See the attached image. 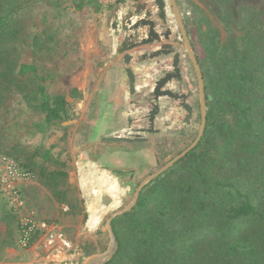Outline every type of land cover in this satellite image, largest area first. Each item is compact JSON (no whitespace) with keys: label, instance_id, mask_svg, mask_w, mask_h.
I'll return each instance as SVG.
<instances>
[{"label":"trees","instance_id":"trees-1","mask_svg":"<svg viewBox=\"0 0 264 264\" xmlns=\"http://www.w3.org/2000/svg\"><path fill=\"white\" fill-rule=\"evenodd\" d=\"M35 1L0 0V104L6 93L19 95L43 114L35 123L42 132L64 113L65 101L47 93V76L35 64L18 63L15 56L19 43L37 52L52 41L46 16L38 31L23 17ZM258 23L252 29L246 17L240 44L221 47L199 31L215 69L203 135L143 187L132 210L112 220L118 248L104 264H264V15ZM41 148L23 167H37ZM42 165L53 183L63 175ZM59 194L66 198L64 189Z\"/></svg>","mask_w":264,"mask_h":264},{"label":"rangeland","instance_id":"rangeland-1","mask_svg":"<svg viewBox=\"0 0 264 264\" xmlns=\"http://www.w3.org/2000/svg\"><path fill=\"white\" fill-rule=\"evenodd\" d=\"M72 1L76 0H38L26 9L28 13L23 9V17L29 21L32 31L41 28V16L47 17V30L58 31L78 26L83 30L92 28L95 23L91 11L87 10L85 16L81 12L78 21L76 12L66 9ZM123 1V5H126L132 0ZM180 4L213 96L214 63L198 41L199 31L214 36L219 47L234 41L240 44L237 38L242 34L244 19H251L255 24L252 29L257 28L259 19L264 15V0H180ZM60 55L58 47L49 52L44 48L34 52L32 47L21 43L15 52L18 63H35L40 74L53 75L44 83L47 93L62 95L65 101V111L53 125L40 132L35 123L42 121V113L29 108L18 94L6 93L8 97L1 99L0 175H7L12 165L18 171L31 173V179L14 183L22 201L21 208L10 207L0 192V262L2 258L8 259L4 255L10 254L7 264H16L17 261L31 264L29 259L38 256L20 249L15 240L18 237L19 218L29 212L38 220L62 230L71 243L67 257L61 255L58 260L50 259L48 264H69L71 260L83 264L87 257L104 252L109 243L106 230L108 217L129 204L139 183L186 148L199 130L197 120L193 131L185 134L184 113L175 109L176 102L163 97L160 99V114L154 124V128L159 130L157 134H142V137L147 138L146 142L103 141L102 138L110 134L129 137L136 132L135 129L147 127L146 114L150 105L141 98L138 101L140 109L130 114V118L136 119L135 124L125 131L121 129L116 132H111L113 127L110 126L102 133L104 131L99 126H92L94 118L91 114L96 107L93 86H89L86 94H82L83 78L69 76L70 69ZM73 67L71 71L74 72L76 67ZM144 89L149 94L151 86ZM1 90L5 89L2 87ZM68 120L78 121L67 123ZM216 143L220 146L221 140L217 139ZM39 145L42 148L36 156L37 167L35 165L34 170L30 171L23 167V163L27 162L25 158H30ZM47 150L48 158L43 160L42 153ZM40 164L45 170H55L63 175L53 183L45 177ZM63 189L66 198L61 200L59 192ZM37 247L39 252L43 250L42 246ZM13 258L17 260L15 263Z\"/></svg>","mask_w":264,"mask_h":264},{"label":"crops","instance_id":"crops-1","mask_svg":"<svg viewBox=\"0 0 264 264\" xmlns=\"http://www.w3.org/2000/svg\"><path fill=\"white\" fill-rule=\"evenodd\" d=\"M70 5L66 9L68 10L69 8L71 11H75L78 21L81 12L85 16L87 10L91 11L93 15L92 21L94 20L95 25L92 28L89 27L84 30L79 28V26L75 28L68 27L67 29L62 28L58 31L48 30L47 36L48 38L51 36L52 41L48 43L44 50L49 52L51 49L60 48V58L66 60V67L70 69L69 76L83 78L82 94H86L89 86H93V100L96 102V107L92 110L93 112L91 114L94 118L92 120V126L95 128L99 126L104 131L102 133H105V130L110 126L113 127L111 132H116L121 129L125 131L132 124L136 123V119L130 118V114L140 109L138 101L142 98L141 89L145 85V83L142 84V81L145 82V66L148 62H140L136 58L135 55L137 53L135 52L118 51L121 35L113 34L107 22L110 11L115 9L118 4L112 7H100L93 0H76L75 2L72 1ZM77 5H80V7L76 8ZM120 11L121 13L124 11L121 5ZM64 45L67 47L66 50L64 49ZM125 55H132L133 57L131 60H127L125 59ZM74 65L76 67L74 70L75 74L71 71ZM186 67L185 65L183 67L185 71H187ZM127 68H131L135 74V93L133 96L129 92ZM52 76V74H47V79H51ZM78 77L77 79H79ZM107 119H110L109 123ZM77 121L68 120L67 123H75ZM99 123L100 125H98ZM124 124L125 127H123ZM111 136L113 135L104 136L102 140L104 141ZM15 240L20 249L23 248L32 254L38 255L37 257L29 259L31 264H43L44 262V264H48L50 259L51 261L54 259L58 260L61 255L64 258L68 255L66 249L60 247L51 248L41 239L34 241L28 248H24L20 244L19 233ZM38 245L43 247V250L40 252L38 251ZM6 251H9V249ZM9 256L10 254L4 255V257L10 259ZM8 259L2 258L0 263L7 264L9 263L7 261ZM12 260H15L13 263L17 261L15 258ZM17 263L22 264L23 262L17 261Z\"/></svg>","mask_w":264,"mask_h":264},{"label":"flooded vegetation","instance_id":"flooded-vegetation-1","mask_svg":"<svg viewBox=\"0 0 264 264\" xmlns=\"http://www.w3.org/2000/svg\"><path fill=\"white\" fill-rule=\"evenodd\" d=\"M175 3L180 13L181 22L184 26L190 49L200 68L203 80L205 112L207 114L209 104L212 100L211 87L206 83L202 62L198 53L196 52L184 9L181 7L180 0H175ZM123 4H125V1L110 11L109 16L107 17V22L112 29L113 34L121 35L118 48L119 52H135L137 53L135 56L140 62H148L145 66L146 73L144 75V87L146 88V86L150 85L151 90H149V94H146L144 87H142L141 93L142 99L150 105V108L146 114L147 127L140 128L149 127L148 114L153 109L154 104L158 105L155 118L160 114V99L163 97H159L156 101L154 100L152 92L156 81L168 73L170 76V81L165 85V88L172 91L173 93L185 95L186 97L177 100L168 97L165 98L177 103L175 109L177 111L181 110L184 113V132L185 134L191 133L197 118L199 121V127L201 123L198 78L188 54L185 39L177 22L170 0H164V18L159 16V11L155 4V0H132L129 4ZM120 5L124 8L122 13L120 11ZM136 15L138 17H136ZM141 19H143L144 25H142L138 30L129 31L131 26L135 22H139ZM150 28L153 29L152 33H150ZM142 42L143 44H140ZM156 53H158V56L150 58L151 54ZM132 57V55H125V59L127 60H131ZM176 57L178 58V73H175L173 70V64ZM184 65L187 66V71L184 70ZM188 108L189 112L186 110ZM154 129L156 130L155 133L157 134L159 130L156 128ZM142 134L149 133L145 132Z\"/></svg>","mask_w":264,"mask_h":264},{"label":"water","instance_id":"water-1","mask_svg":"<svg viewBox=\"0 0 264 264\" xmlns=\"http://www.w3.org/2000/svg\"><path fill=\"white\" fill-rule=\"evenodd\" d=\"M170 3L173 7L177 22H178L179 27L181 29V32L184 36L186 47L188 50V54H189L190 59L193 63L195 71L197 73L198 87H199V103H200V109H201L200 127H199V130H198V133H197L195 139L186 148H184L181 152H179V154H177L176 156H174L173 158L168 160L162 168H160L156 172L148 175L139 183V185L137 186V188L135 190L133 200L129 204H127L126 206L114 211L108 217V219L106 220V230H107L108 237H109V243L107 245L106 250L102 253L93 254V255L87 257L85 259V261L83 262V264H104L113 257V255L116 253L118 245H117L115 235H114L113 230H112V225H111L112 220L114 218L121 216V215L129 212L130 210H132V208L135 206V204L138 200L139 193H140L141 189L143 188V186L146 185L148 182L152 181L153 179H155L156 177H158L159 175H161L162 173H164L166 170H168L170 167H172L179 159L183 158L190 150H192L198 144V142L200 141V139L203 135L204 128H205L206 112H205V103H204V94H203L202 75L200 72V68L196 62V59H195V57H194V55L190 49V46H189V43H188V40L186 37V33L184 30V26L181 22L180 13L177 9L175 0H170ZM155 4H156L157 9L159 11V16L161 18H164V0H155ZM136 17H138V16L136 15ZM139 22H135L131 26L129 31L140 29L141 26L144 25L143 19L139 20ZM152 31H153V29L150 28V33H152ZM140 44H143V42ZM156 56H158V53L151 54L150 58H153ZM125 62H127V60H125ZM177 63H178V58L176 57L174 60V64H173V70L175 73L179 72V68L177 66ZM126 73H127L128 82H129V92H130L131 96H133L135 93V74L131 68H127ZM169 81H170V76L168 73L165 74L160 79H158V81H156L153 92H152L153 96H154V100L157 101L159 97H168V98H172L174 100L181 99V98L183 99L186 97L185 95H179V94L173 93L172 91L166 89L165 85ZM157 110H158V105L154 104L153 109L148 114V123H149L148 128H138V129H136L135 134H132L129 137L128 136H111V137L106 138L105 140H107V141H125V142H144V141H146L147 139L145 137H142L141 134L145 133V132L149 133V134L156 132V130L154 129V118H155V115L157 114ZM186 110H188V112H189V108Z\"/></svg>","mask_w":264,"mask_h":264},{"label":"built area","instance_id":"built-area-1","mask_svg":"<svg viewBox=\"0 0 264 264\" xmlns=\"http://www.w3.org/2000/svg\"><path fill=\"white\" fill-rule=\"evenodd\" d=\"M100 7H112L118 4V0H93ZM31 179V173L27 171H18L14 165L10 166L6 175H0V192L6 197L7 201L15 208L22 207V201L15 188V181ZM18 233L20 244L28 248L36 240L41 239L51 248L60 247L67 251L71 247L62 230L52 227L47 222L38 220L34 214L25 213L20 216L18 222ZM69 264H80L77 260H71Z\"/></svg>","mask_w":264,"mask_h":264}]
</instances>
